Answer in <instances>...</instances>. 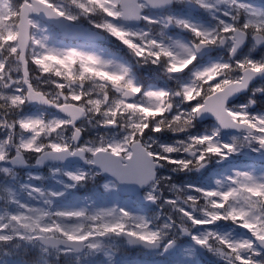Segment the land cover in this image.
<instances>
[{"label": "snow or ice", "instance_id": "obj_1", "mask_svg": "<svg viewBox=\"0 0 264 264\" xmlns=\"http://www.w3.org/2000/svg\"><path fill=\"white\" fill-rule=\"evenodd\" d=\"M261 95L248 0H0V264H264Z\"/></svg>", "mask_w": 264, "mask_h": 264}, {"label": "rangeland", "instance_id": "obj_2", "mask_svg": "<svg viewBox=\"0 0 264 264\" xmlns=\"http://www.w3.org/2000/svg\"><path fill=\"white\" fill-rule=\"evenodd\" d=\"M240 103V102H239ZM243 103V102H242ZM29 114H31V113H29ZM192 131V130H191ZM95 134H96V130L94 129V135L93 136H95ZM169 138L171 139L172 138V134L171 133H169ZM59 178V177H58ZM175 183H177V184H179L178 182H175ZM224 231H231L230 229H224ZM140 254H142V253H140ZM212 257V256H211ZM214 260H216L217 261V259L215 258V257H212ZM156 264H160V261H157L156 262Z\"/></svg>", "mask_w": 264, "mask_h": 264}]
</instances>
